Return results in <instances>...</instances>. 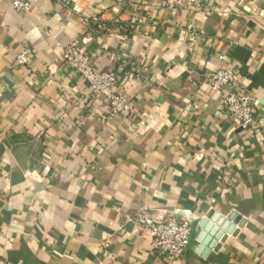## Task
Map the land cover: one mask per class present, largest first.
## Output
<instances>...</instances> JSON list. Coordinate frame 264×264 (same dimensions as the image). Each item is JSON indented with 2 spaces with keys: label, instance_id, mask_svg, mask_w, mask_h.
Listing matches in <instances>:
<instances>
[{
  "label": "crops",
  "instance_id": "0c3cea01",
  "mask_svg": "<svg viewBox=\"0 0 264 264\" xmlns=\"http://www.w3.org/2000/svg\"><path fill=\"white\" fill-rule=\"evenodd\" d=\"M29 1L0 0V264H167L145 214L207 220L172 264H264V128L226 117L205 82L232 69L264 117V0ZM75 40L129 112L107 119L63 62Z\"/></svg>",
  "mask_w": 264,
  "mask_h": 264
},
{
  "label": "built area",
  "instance_id": "2783aa9c",
  "mask_svg": "<svg viewBox=\"0 0 264 264\" xmlns=\"http://www.w3.org/2000/svg\"><path fill=\"white\" fill-rule=\"evenodd\" d=\"M202 0H166L168 9L183 6L198 10ZM10 5L17 10L27 11L30 8L29 0H9ZM93 21L101 27L102 17L95 16ZM190 43L194 40V34L189 33ZM63 62L85 82L92 97H103L107 103L106 118L113 119L117 114H124L131 110V105L126 96L116 91L118 76L109 71L94 69L90 65V57L86 52L79 50L78 41L75 40L64 46L61 50ZM17 59L24 63V54H19ZM205 82L208 87L219 93L221 97L220 111L229 119L235 121L241 128L253 130L264 128V117L256 116L260 100L254 95L238 89V74L230 68H216L205 73ZM137 222L150 235L152 251L159 255H165L167 264L181 259L190 247V218L187 216L164 220L156 216L140 215Z\"/></svg>",
  "mask_w": 264,
  "mask_h": 264
},
{
  "label": "water",
  "instance_id": "95a60500",
  "mask_svg": "<svg viewBox=\"0 0 264 264\" xmlns=\"http://www.w3.org/2000/svg\"><path fill=\"white\" fill-rule=\"evenodd\" d=\"M231 218H233V215L231 216ZM199 224V223H193L191 225V229H190V234H191V239H190V245H191V242H192V239L194 237V229H195V226ZM207 223V220H202L199 224V226H203L205 227ZM225 229H227V232H230L232 229H233V224L230 225L229 227H225ZM221 231H218L215 235L214 238H210V237H206V238H203V243L200 245L199 249H198V253L199 254H202L203 256H207L208 255V252L210 251V249L213 247V245L215 244L217 238L220 236V233Z\"/></svg>",
  "mask_w": 264,
  "mask_h": 264
}]
</instances>
